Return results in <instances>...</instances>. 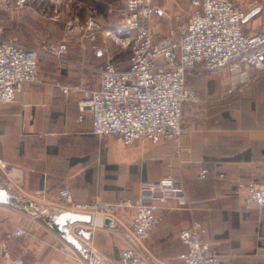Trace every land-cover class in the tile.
Returning <instances> with one entry per match:
<instances>
[{"label": "crops", "instance_id": "obj_1", "mask_svg": "<svg viewBox=\"0 0 264 264\" xmlns=\"http://www.w3.org/2000/svg\"><path fill=\"white\" fill-rule=\"evenodd\" d=\"M261 4L264 7V0ZM107 5L108 13H115L116 7ZM18 21L24 30L26 21ZM93 53L87 48L80 55L69 54L62 63L44 66L40 71L43 85H25L16 103L0 107V185L16 197L44 193L48 203L59 208L58 192L64 187L80 201L114 203L138 199L142 182L179 180L189 208L173 202L158 204L162 219L138 247L144 263L185 264L181 256L188 248L179 234L198 221L207 228L212 251L221 256V264H264V208H247L237 192L241 180L264 182V76L252 71V79L242 84L228 68L219 75L191 74L187 87L200 94V100L183 107V135L126 147L119 138L94 136L89 112L78 121L85 92L100 84L99 67L105 54ZM57 83L81 84L83 91L66 96ZM3 165L20 169L19 184L10 182ZM202 168L209 169L204 180L198 177ZM4 206L16 210L15 205ZM134 213L123 210L110 227L104 224L107 218L99 216L91 224L69 228L80 243L79 230L93 231L86 246L95 250L94 254L89 250L95 264H123L122 251L130 244ZM31 221L34 239L25 253L23 239H11L3 246V235L20 226L9 227L0 212V264L77 262L74 256L79 251L72 244L41 218Z\"/></svg>", "mask_w": 264, "mask_h": 264}, {"label": "built area", "instance_id": "obj_2", "mask_svg": "<svg viewBox=\"0 0 264 264\" xmlns=\"http://www.w3.org/2000/svg\"><path fill=\"white\" fill-rule=\"evenodd\" d=\"M190 4L191 12L185 24L159 39L152 28L158 10L154 0H124L119 10L123 25L119 38L129 52L128 67L120 68L109 59L99 69V87L85 92V98L79 103L78 121L82 122L89 112L94 136L117 137L126 147L138 141L177 140L185 131L184 105L199 98L195 90L187 87L190 72L218 75L228 68L242 84L252 79V71L264 76V26L253 34L244 29L247 17L264 9L261 0L246 3L191 0ZM87 27L98 25L90 20ZM3 33L0 27V106H8L17 102L25 85L44 83L39 71L41 54L62 59L67 44H47L45 50L35 51L5 39ZM109 35L108 32L106 36ZM91 40L95 41L96 36H91ZM57 87L66 96L83 91L81 84L57 83ZM3 167L10 182L19 184L20 169ZM208 174L209 169L202 168L198 177L204 180ZM237 192L247 208H264V182L241 180L237 183ZM36 195L45 196L41 192ZM58 196L70 211L92 218L113 219L123 210H134L130 244L122 251L123 264H146L139 256L138 247L162 219L157 214L159 203L173 202L179 208H189L183 183L171 178L142 184L137 201H80L67 187L60 189ZM207 234V228L198 221L180 232V240L188 248L181 256L185 264L221 263L220 256L212 251ZM10 237L24 240L25 253L34 239L26 228H17Z\"/></svg>", "mask_w": 264, "mask_h": 264}, {"label": "rangeland", "instance_id": "obj_3", "mask_svg": "<svg viewBox=\"0 0 264 264\" xmlns=\"http://www.w3.org/2000/svg\"><path fill=\"white\" fill-rule=\"evenodd\" d=\"M239 1L241 2L242 0ZM247 1L248 0H244L243 3H246ZM85 3L86 1L83 0H71L68 2L69 6H67L68 4H66L65 0H0V17H5L8 21V23L5 24L4 20L0 18V27L4 32L3 37L5 39L15 40L23 47L35 51L45 50L44 47L47 44H60L61 42H65L67 44V52L62 59H53L46 54H41L40 58L43 59L40 61L39 71H41V68L44 66L53 65L54 62L57 64L62 63L71 53L80 55L84 53L87 48L90 49L91 54H94L93 52L96 54H99V52L105 54V57L103 56L104 62L101 65H104L109 59H111V62L118 64L120 68H127L129 64V52L123 48L119 38V31L123 32V25L120 16H118L119 10L123 7L122 0H89L86 5ZM108 3H112L113 6L116 7L114 8L115 13H108ZM190 3L191 0H154V5L158 10L154 16L152 28L154 27L153 30L156 33L157 38H165L172 30L175 31L181 25L185 24L191 12ZM21 18L26 21L24 30H20L18 26V20ZM93 19H99L102 21V24L95 22ZM90 20L95 22L98 27L88 29L87 26ZM263 26L264 9H259L256 15L245 22L244 29L247 33L253 34L260 31ZM108 32L110 35L106 36ZM94 35L96 36V40L92 41L91 36ZM85 41H87V45ZM107 54L112 58H108ZM44 59L50 60V62L45 61ZM191 74L206 75L210 73L196 71L190 72L187 79L191 77ZM43 80L45 83L44 78ZM187 84L189 85L188 80ZM199 95L200 94H198V96ZM199 100L200 96L195 102H198ZM183 124L185 126L184 115ZM108 138L117 139V137H107V139ZM144 183L149 182H142V184ZM17 199L21 203L20 208H22V211H20L17 206L15 207L16 210L5 207L4 205L0 206V212L3 215V218L7 220L9 227L17 225L20 226L19 228H26L32 232L30 227L32 224L31 219L37 217L41 218L42 214L50 217H58L61 214L67 213L78 214L67 209L62 204L61 200V207L59 208L49 204L47 196H38L35 194L30 196H20L17 197ZM139 199L140 197L134 201ZM27 201L32 202L33 206L28 207L26 205ZM93 228L95 227L93 226ZM12 232L3 235L2 241H5V243L3 244V242L0 241V245L3 244V246H6L11 239H16L10 237ZM82 239V246L88 251L92 250L94 254L95 250L91 249L92 246H86L90 244L89 242L91 241H86L84 238ZM0 250L2 252L3 248L1 247ZM74 257L77 262H74L73 260L75 259L72 258V264H85L89 262L88 260L85 261L80 252H77V256ZM0 263H2L1 259Z\"/></svg>", "mask_w": 264, "mask_h": 264}, {"label": "water", "instance_id": "obj_4", "mask_svg": "<svg viewBox=\"0 0 264 264\" xmlns=\"http://www.w3.org/2000/svg\"><path fill=\"white\" fill-rule=\"evenodd\" d=\"M259 10L250 14L246 21L251 19L254 15L258 13ZM0 205H15L20 207L21 203L18 201L15 195H12L5 188L0 185ZM28 207H32L33 203L30 201L26 202ZM41 219L45 221L55 232H57L60 236H62L68 243L72 244L82 255L87 257L89 262H93L95 264L96 258L90 251L86 250L82 244L76 239L75 236L70 231L69 227H74L76 224H91L93 218L88 215L82 214H61L58 217H50L48 215H43ZM106 226H112L113 220L107 218L104 222ZM95 226V225H94ZM77 235H80L86 241H91L92 232L90 230L81 229L77 232Z\"/></svg>", "mask_w": 264, "mask_h": 264}, {"label": "trees", "instance_id": "obj_5", "mask_svg": "<svg viewBox=\"0 0 264 264\" xmlns=\"http://www.w3.org/2000/svg\"><path fill=\"white\" fill-rule=\"evenodd\" d=\"M223 175V174H222ZM220 177H221V175H220ZM226 178V177H225ZM225 178H222V179H225Z\"/></svg>", "mask_w": 264, "mask_h": 264}]
</instances>
